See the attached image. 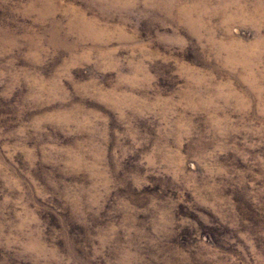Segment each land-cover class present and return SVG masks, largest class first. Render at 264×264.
Listing matches in <instances>:
<instances>
[{"label": "rangeland", "instance_id": "374dc122", "mask_svg": "<svg viewBox=\"0 0 264 264\" xmlns=\"http://www.w3.org/2000/svg\"><path fill=\"white\" fill-rule=\"evenodd\" d=\"M0 264H264V0H0Z\"/></svg>", "mask_w": 264, "mask_h": 264}]
</instances>
